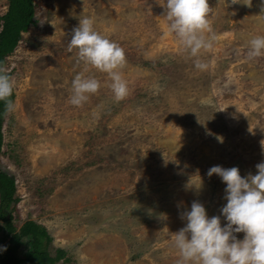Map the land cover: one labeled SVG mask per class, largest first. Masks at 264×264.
<instances>
[{"label": "rangeland", "instance_id": "obj_1", "mask_svg": "<svg viewBox=\"0 0 264 264\" xmlns=\"http://www.w3.org/2000/svg\"><path fill=\"white\" fill-rule=\"evenodd\" d=\"M162 2L34 0L33 23L5 58L14 107L2 118L0 167L15 179L12 222L22 234L26 220L45 226L51 252H66L58 264H176L180 213L195 200L219 215L226 202L207 169L244 176L264 159V54L247 56V41L264 36L259 0H207L209 46L195 57ZM6 7L0 0V16ZM84 17L124 51L119 101L107 74L67 48ZM76 74L100 85L79 106L68 102Z\"/></svg>", "mask_w": 264, "mask_h": 264}, {"label": "clouds", "instance_id": "obj_2", "mask_svg": "<svg viewBox=\"0 0 264 264\" xmlns=\"http://www.w3.org/2000/svg\"><path fill=\"white\" fill-rule=\"evenodd\" d=\"M259 2L264 10V0ZM229 3L252 6V0H229ZM159 4L164 9L168 29L178 38L182 50L195 57L202 47L209 46L204 38V33L210 30L207 0H163ZM67 48L77 50V61L107 74L114 100L119 101L127 94L126 82L118 71L125 63L124 51L116 42L98 33L90 18L79 19ZM262 54L264 36H252L247 41V56L254 58ZM194 63L198 68L204 67L198 60ZM99 86L94 76L76 74L71 81L68 102L81 105ZM12 91L9 76L0 70V100L4 101L6 111L14 107L7 99ZM261 148L264 152V144ZM255 168V174L248 172L244 176L237 166L217 164L207 169L208 176L215 173L224 182L226 202L220 207L219 215H207L204 205L195 200L180 213V218L186 222L173 236L179 253L176 264H264V159L256 163ZM239 232L243 233L242 238L235 235ZM3 247L0 246V250Z\"/></svg>", "mask_w": 264, "mask_h": 264}, {"label": "trees", "instance_id": "obj_3", "mask_svg": "<svg viewBox=\"0 0 264 264\" xmlns=\"http://www.w3.org/2000/svg\"><path fill=\"white\" fill-rule=\"evenodd\" d=\"M34 0H7L6 11L0 16V70L5 64V58L17 46L22 32L34 21ZM8 76L9 73H6ZM14 93L7 99L13 101ZM5 104L0 100V149L2 145V122ZM14 176L0 167V264H58L65 259L66 252L63 248H55L54 253L49 249L51 236L42 224L34 220H26L24 225L29 231L22 234L12 222L11 211L17 201ZM14 205V206H13ZM6 213H3L2 209ZM7 240L4 244L3 241Z\"/></svg>", "mask_w": 264, "mask_h": 264}]
</instances>
